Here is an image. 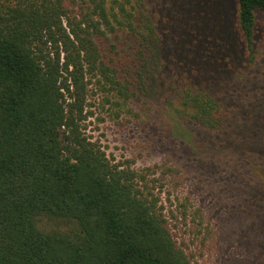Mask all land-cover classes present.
Masks as SVG:
<instances>
[{
    "label": "trees",
    "instance_id": "1",
    "mask_svg": "<svg viewBox=\"0 0 264 264\" xmlns=\"http://www.w3.org/2000/svg\"><path fill=\"white\" fill-rule=\"evenodd\" d=\"M93 79L176 98L264 253V0H0V264H191L146 175L85 133Z\"/></svg>",
    "mask_w": 264,
    "mask_h": 264
},
{
    "label": "rangeland",
    "instance_id": "2",
    "mask_svg": "<svg viewBox=\"0 0 264 264\" xmlns=\"http://www.w3.org/2000/svg\"><path fill=\"white\" fill-rule=\"evenodd\" d=\"M94 82L88 85L85 133L112 162L146 175L191 264H264L262 244L233 222L240 207L234 208L223 175L215 180L198 172V148L176 98L164 100L154 93L119 105Z\"/></svg>",
    "mask_w": 264,
    "mask_h": 264
}]
</instances>
